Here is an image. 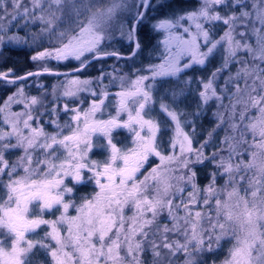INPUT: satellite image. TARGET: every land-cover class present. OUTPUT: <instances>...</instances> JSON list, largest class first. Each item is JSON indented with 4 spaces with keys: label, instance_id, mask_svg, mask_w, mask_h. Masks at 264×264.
<instances>
[{
    "label": "snow or ice",
    "instance_id": "6c2138e0",
    "mask_svg": "<svg viewBox=\"0 0 264 264\" xmlns=\"http://www.w3.org/2000/svg\"><path fill=\"white\" fill-rule=\"evenodd\" d=\"M36 23L37 70L0 71L15 87L0 102V264H206L224 244L223 264H264V0H0V56ZM45 75L50 91L25 93Z\"/></svg>",
    "mask_w": 264,
    "mask_h": 264
},
{
    "label": "trees",
    "instance_id": "16d2710c",
    "mask_svg": "<svg viewBox=\"0 0 264 264\" xmlns=\"http://www.w3.org/2000/svg\"><path fill=\"white\" fill-rule=\"evenodd\" d=\"M22 24H23V21L20 22V25H22ZM20 25H17L16 27L12 28V32L18 33L20 36H22L20 34L21 32H25L26 29L31 28L32 25H39V27H41V25L39 23L30 24L27 27H21ZM32 29H35V28H32ZM29 30H28V32H29ZM25 36H28V35H25ZM47 42H48V39H47ZM37 46L38 45L33 43L31 39H29L26 43H22V44H9L4 49L3 55L0 56V71H7V70L11 69L13 71V73H15L16 75H20V76L25 75L23 73H26L25 71L29 68V66H28L29 55L32 52V50H34V48H37ZM217 62L218 61H213L212 67H214ZM72 66L73 65H68V66H63V67L59 66V67H57V70L61 69L62 71H66L68 68H70ZM91 69H92V67L89 68L87 70V72L84 73V75L91 76L92 75ZM233 71H234V68H233ZM198 75H199V73H198ZM29 79H35V78L29 77ZM39 79L43 80V79H45V77H39ZM45 86L48 88V90H50L49 89L50 84L45 85ZM14 90H15L14 86L3 87L2 85H0V102H2L6 98V96L9 95ZM49 99H50V97H49ZM215 110H216L215 107L212 106L210 108V110L206 111L205 114L203 116H201L199 120H197L196 125H195L196 133H197V135H196L197 140H200L201 142H203V140L208 138L207 134L209 131L212 130V128L214 127V124H215V117L213 116V112ZM223 135H224V133L222 131H219V136L222 137ZM214 139H215V137H214ZM194 146H195V144H194ZM213 150L214 149L210 145L209 148L205 149V153L207 154ZM17 155H19V152L12 154L10 156V159H15V157ZM212 170H214V169L212 168L211 165H207L206 167H201V168L197 169L198 182L201 186L208 183V179H209L208 173ZM219 183H222V181H219ZM86 191L89 192L90 189L87 188ZM229 247H230V245L224 244L223 250H217V252L214 254L206 255L204 257L206 264H223V261L227 258Z\"/></svg>",
    "mask_w": 264,
    "mask_h": 264
},
{
    "label": "rangeland",
    "instance_id": "374dc122",
    "mask_svg": "<svg viewBox=\"0 0 264 264\" xmlns=\"http://www.w3.org/2000/svg\"><path fill=\"white\" fill-rule=\"evenodd\" d=\"M32 28H35V29H32ZM29 29H26L25 32H21L20 34L22 36H25V35L34 36L35 37V40L34 41L32 39L31 40H32L33 43H35L38 46H37V48H34V50H32V52L29 55V62H28L29 63L28 64L29 68L25 71L26 73H28V72H34V71L37 70V67H38V65L31 60V56L34 55L36 53V51L42 50L43 48H46V47H49V44L47 42V39L48 38L46 36L41 35V32H40L41 27H39V25H32V27L29 28ZM28 30H29V32H28ZM114 63H116V62L115 61H111V62L107 63L106 66H105L106 71L111 72L112 71V67L111 66ZM108 65H110V66H108ZM59 66H62L63 67V65H57V63L55 61H53V62H51V64H49V67H52V68H54L56 70H57V67H59ZM58 71H62V70L60 69ZM26 73H23V74H26ZM91 73H92V75L91 76H88V77H95L96 75H98L99 74L98 73V68L96 66H93L92 69H91ZM85 76H87V75H85ZM41 77H45V79L42 80V79H39V78H35V79H29L28 80L27 86L24 89V91H25L26 94H29V95H39L40 93H38V91H37V86L39 84H41V83L44 84V85H49L50 84L49 89L51 90V86L52 85H55L57 83V79H58V78L53 77L51 75H45V76H41ZM13 92H11V93H13ZM190 105L191 106L187 108V111L188 112H192V111L195 110L194 97L193 98H190ZM19 108H20L19 105H14L13 106V111H17V110H19ZM93 159H95V158H93ZM95 160H101V158L98 157ZM156 162L157 161L154 160V159L153 160H150V163L151 164H155Z\"/></svg>",
    "mask_w": 264,
    "mask_h": 264
},
{
    "label": "flooded vegetation",
    "instance_id": "af4514ba",
    "mask_svg": "<svg viewBox=\"0 0 264 264\" xmlns=\"http://www.w3.org/2000/svg\"><path fill=\"white\" fill-rule=\"evenodd\" d=\"M141 38L143 39L145 46L149 49H150V46L155 42L154 34L148 28L144 29V31L141 34ZM121 51L123 53L127 54L128 49H127V47H123V48H121ZM111 61H114V60H109L107 63H109ZM108 66H110V65H108ZM117 67L119 69H122L124 72L128 71V65L125 64L123 61L119 62L117 64ZM113 91H115V89H113ZM45 119H47V117L42 119L41 123H44ZM66 119H67V117H64L62 115L61 116V123H63L64 120H66ZM46 130L47 131H53V128L51 126H46ZM114 135L116 137L114 142L117 143L118 147H123L125 145L130 144V137H129V134L127 133L126 130L120 129L116 133H114ZM94 139H99L101 142H104L103 137H97ZM89 155H90L91 159H93V158L96 159V158L100 157L101 160H104L107 156V152L104 149L95 148ZM87 188L90 189L89 192L86 191ZM95 190H96L95 186L91 183L86 184V185L82 184V185L77 186L76 193L78 196H86V195L93 193Z\"/></svg>",
    "mask_w": 264,
    "mask_h": 264
}]
</instances>
